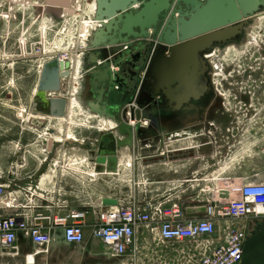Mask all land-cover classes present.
Here are the masks:
<instances>
[{
    "label": "rangeland",
    "instance_id": "374dc122",
    "mask_svg": "<svg viewBox=\"0 0 264 264\" xmlns=\"http://www.w3.org/2000/svg\"><path fill=\"white\" fill-rule=\"evenodd\" d=\"M42 1L0 0V145L8 140L16 141L23 134L30 139H38L40 135L43 139L63 142L98 135L96 120L86 117L82 109L78 110L75 100L68 105L67 117L52 119L38 115L42 120L30 117L34 115L31 111L37 90L38 65L48 57L76 55L92 26L90 10H96L94 3L89 6L84 0L80 3L82 8L74 7L73 13L66 12L70 8H62L65 4ZM56 7L60 8L58 12H55ZM45 11L49 15H45ZM258 16L259 21L255 20L246 29L243 43L217 47L212 52L215 56L210 59L217 106L225 117V125L217 124L209 133V139L215 144L212 156L223 162L225 171L221 178L231 177L240 182L244 177L264 175V12ZM74 83L73 90L78 87L77 79ZM47 119L52 122L48 123ZM72 143L66 154L90 152L89 146ZM56 153L65 152L59 148ZM121 153L129 154L128 147ZM122 178L127 181L126 176ZM208 187L213 186L202 181L201 190ZM86 239L83 249L62 245L54 250L38 248L21 238L15 248L0 256V264H46V261L47 264H132L130 259L104 258L108 252L106 246L92 237L86 236ZM176 251L173 258L163 263L188 264L189 259L183 263L182 253L178 255ZM145 260L143 255L134 264H146Z\"/></svg>",
    "mask_w": 264,
    "mask_h": 264
},
{
    "label": "water",
    "instance_id": "95a60500",
    "mask_svg": "<svg viewBox=\"0 0 264 264\" xmlns=\"http://www.w3.org/2000/svg\"><path fill=\"white\" fill-rule=\"evenodd\" d=\"M70 3L73 10L77 0ZM263 12L264 0H96L95 23L76 73L71 61H47L39 78L33 112L65 117L69 102L76 100L83 111L112 118L116 127L101 133L98 147H90L89 156L96 162V172L118 173L119 153L124 147L130 151L131 140L135 139L136 128L130 124V119H136L135 107L144 109L153 100L152 92L159 94L166 87L184 91V95L206 90V60L201 52L243 35ZM149 45H153L154 53L146 72L140 69L145 76L139 87L143 75L135 69L142 65L138 59L141 51L151 52ZM137 49L140 50L130 55ZM72 77H78V88H70L72 94L68 97L62 81L66 88L71 87L75 82ZM47 92L62 95L49 97ZM123 134L126 138H122ZM101 202L104 206L118 204L113 198H103ZM198 211L205 212V207ZM53 243L49 249L62 246L58 241ZM64 246L70 244L65 242ZM104 258L125 259L109 252Z\"/></svg>",
    "mask_w": 264,
    "mask_h": 264
},
{
    "label": "crops",
    "instance_id": "0c3cea01",
    "mask_svg": "<svg viewBox=\"0 0 264 264\" xmlns=\"http://www.w3.org/2000/svg\"><path fill=\"white\" fill-rule=\"evenodd\" d=\"M79 56L81 57L82 55L79 54ZM75 67L72 70L74 74L76 73ZM62 84L65 93L71 92L70 88H74L75 85L74 83L71 84V87L66 88L64 81H62ZM49 93L47 92V95ZM62 93H57V95H62ZM66 95L68 94L66 93ZM35 100L36 98L34 102ZM72 102L69 103L71 104ZM37 109L39 110L41 107H37ZM77 109L81 110L79 104ZM68 111L67 114H69ZM33 113L35 114V112ZM84 113L86 117L89 116V119L94 118L96 120L98 135L95 137L83 136V141L76 137L77 141H73L80 142L81 145H86L87 147L92 145L98 147L101 133L115 128L116 123L106 115L98 116L92 111H84ZM136 114L141 120H147L148 123H141L135 126V139L131 140L129 154L119 153V173H101L95 177L90 176L91 173L96 172V166L92 162L89 152L86 154H66L67 147L73 144V141L70 142V140H66V144L59 146L65 153H52L50 158L60 159L63 162L73 164L72 168L74 171L71 174L62 175L61 172H55L52 169L49 161H43V164H41V162L39 163L38 160L31 156H26L27 160L23 174H33L32 181L36 184L39 183L38 188L41 191H39V195L41 197L44 195L50 203L54 204V207L51 208L52 211L64 213L70 208L89 210L85 228V235L88 237H92L91 226L98 222L96 209L100 199L113 198L117 201L119 200V202H127V200L131 199L130 196L134 192V197L139 206L147 203H161L164 206H169L171 203L178 202L185 209L187 219H198L205 216L204 212L198 211L199 208L204 207L202 206L204 194L200 188L202 181L212 185L211 189L220 191V197L228 198L230 189L242 183L243 180L245 181V178L248 180L247 177H244L241 180L242 182L231 179V177L221 178L223 171H225L222 166L223 162H218L212 156L215 144L209 139V133L212 132L214 127L212 129L179 130L177 120L161 118L156 122H152L151 119L154 117L151 118L142 108ZM38 115L42 114L38 113L36 116ZM31 116L33 117V115ZM42 116L47 117L45 115ZM47 118L55 119V117ZM38 119L42 120L39 117ZM50 122L52 120H48V123ZM193 131L195 134L190 133ZM202 135L205 138H202ZM122 138H126V134H123ZM16 141L28 146L33 144L34 138H27L26 134H23ZM12 142L8 140L0 145V149H2L0 169L5 173V176L0 179V183L3 184L11 182L12 176L9 175L11 164L22 162L20 154L15 155L12 153L10 148ZM37 156L40 160L45 157L41 154ZM85 159L89 160L85 162ZM129 164L131 165L129 166ZM122 175L126 176L127 181L122 178ZM252 178L264 180V175L258 174L252 176ZM28 181L29 179L26 178L22 185ZM49 202L41 201L39 203L47 206ZM240 223L247 232V239L243 247V259L240 264H264V216L242 220ZM158 229V224H153L152 229L142 228L138 231V261L144 255L146 264H165L163 262L166 259H170V257L173 258L176 255L173 252L177 250L178 255L180 252L182 253L183 263H187L192 254H204L223 243L226 237V224L225 222H220L216 233L212 236L201 238L197 241L185 240L157 244L156 235ZM21 238H23V235L19 239ZM62 239L63 233L58 231L56 233V241L60 242ZM177 244L178 247L174 248ZM127 259L131 260V258Z\"/></svg>",
    "mask_w": 264,
    "mask_h": 264
},
{
    "label": "built area",
    "instance_id": "2783aa9c",
    "mask_svg": "<svg viewBox=\"0 0 264 264\" xmlns=\"http://www.w3.org/2000/svg\"><path fill=\"white\" fill-rule=\"evenodd\" d=\"M84 1L89 6L96 2V0ZM80 3H82L81 0H77L76 8L78 10L82 8ZM94 11L90 10V13L93 15ZM89 20L93 22L92 19ZM82 48L76 51L77 57L78 54H82ZM70 56L62 55L45 59L38 65V78H40L43 65L47 61L54 58L64 62L72 61ZM75 89L77 90V88ZM67 94L69 97L72 93ZM48 96L58 95L55 92H50ZM140 109L135 107L136 113ZM141 123L147 124L148 121L141 120L137 114L136 119H130V124L133 127ZM39 137L34 139L33 144L35 145L24 146L20 141H13L10 146L12 153L21 155L22 162L11 164L9 171V175L12 176L11 182L0 183V256L16 247L21 235L38 248L48 247L56 241L58 231H62L63 240L70 245H80L86 237L85 228L89 210L70 208L64 213H55L51 210L54 204L50 203L44 195L43 197L39 195L41 192L38 188L39 183L36 184L32 181L33 174H23L26 156H31L41 164L43 161H49L52 169L55 172H61L62 175L71 174L74 171L73 164L50 158L52 153L55 154L58 151L60 145L66 144V141L43 139L40 135ZM91 148L97 147L92 145ZM38 154L45 156L43 160L38 159ZM88 160L85 159V162ZM92 162L96 166V162ZM98 174L101 173L93 172L90 176L95 177ZM4 176L5 173L0 169V179ZM26 178L29 181L22 185ZM201 192L204 194L202 206L205 207V216L198 219H187L185 209L178 202L171 203L169 206H164L161 203H147L139 206L134 192L130 196V200L127 202L118 200L117 205L104 206L100 199L97 204L98 222L91 226V236L102 242L111 256L131 258L132 264H134L137 262L139 254L137 233L142 228L152 229L153 224H158L156 239L159 244H166L185 240L197 241L212 236L216 233L218 224L225 222L226 237L224 242L204 254H192L188 263L240 264L243 259L244 243L247 239V232L240 221L264 216V180H245L229 190L228 198L220 197L221 192L211 188L202 189ZM41 201L49 203L47 206H43L39 203Z\"/></svg>",
    "mask_w": 264,
    "mask_h": 264
},
{
    "label": "flooded vegetation",
    "instance_id": "af4514ba",
    "mask_svg": "<svg viewBox=\"0 0 264 264\" xmlns=\"http://www.w3.org/2000/svg\"><path fill=\"white\" fill-rule=\"evenodd\" d=\"M246 31L247 30H245V33L243 35L240 36L238 35L231 40L219 43L213 46L211 49H206L203 52H201L202 57L206 60V64L204 66L206 87H207L206 90L196 93L192 92L193 94H187V95H184V91H180V90L176 91V88H171L172 89L171 91L166 87L164 90H161L159 94H155V92L153 91L152 92L153 100H151L149 104L143 107L151 118L154 117L153 119H151L152 122H156L158 119L161 118L173 119L174 121L177 120L178 122L177 126L179 130L181 129L194 130V129H203V128L212 129L217 124L225 125L224 124L225 117L223 116L224 112H222V110L217 106L218 98L215 92V88L213 84L214 82L212 80L213 64L211 63L209 55L217 47L224 48L229 44H235V43L240 45L246 39ZM149 47L148 49H150L151 52H148V50L146 53L144 51H141V55L140 57H138L142 65L135 70H138V73L140 71L141 75H143L140 77L141 79L139 80L138 83L139 87L143 84L144 82L143 79L145 76V74L143 73L144 71L141 72V70L145 69L146 72L147 68L149 67L152 55L154 53L153 45H149ZM138 50L140 49L132 51L130 55L133 56L138 52ZM38 82H37V88H38ZM138 94H139V88L136 90L134 94L136 95L134 97L135 99L137 98ZM133 106H136L135 101L133 102ZM59 243L61 245H65V241L63 239ZM52 244L54 243L52 242ZM86 244H87V239L85 237V240L82 244L75 246H77L78 249H83V247Z\"/></svg>",
    "mask_w": 264,
    "mask_h": 264
},
{
    "label": "bare ground",
    "instance_id": "6f19581e",
    "mask_svg": "<svg viewBox=\"0 0 264 264\" xmlns=\"http://www.w3.org/2000/svg\"><path fill=\"white\" fill-rule=\"evenodd\" d=\"M25 1L28 2V1H35V0H25ZM36 1H37V2H43L42 0H36ZM44 1H49V0H44ZM53 1H54L56 4H59V5H60V4H62V5L65 4L62 8H64V9L66 10V9H68V8L70 7V6L67 7L68 4H71V3H69V2H70V1L72 2L73 0H67L66 3H65L66 0H53ZM43 4H44V3H43ZM57 6H58V5H57ZM93 6L96 7V2L94 3ZM47 7H48V6H47ZM66 7H67V8H66ZM49 8H51V7H49ZM55 9H56V10H59L60 8L56 7ZM93 9H94V8H93ZM48 10H49V9H48ZM70 10L72 11V9H70ZM52 11H54V10H52ZM45 12H46V11H45ZM55 12H56V11H55ZM66 12H67V13H70L69 9H68V11L66 10ZM45 15H49L48 12H46ZM91 19H92V21H93V22H91V23L94 24L95 21L93 20V18H91ZM259 19H260V17L257 16L256 21H259ZM93 24H92V25H93ZM82 33H83V32H82ZM89 35H90V29H89V31H88L86 37H84L85 43H84V48H83L82 50H85L86 40H87V38H88ZM82 52H83V51H81V53H82ZM208 53H209V52H208ZM78 56H79V55H78ZM209 56H210V59H211V58H213L215 55H213V54L211 53ZM70 58L72 59L71 62L73 63V65H76V67H77L78 57H77L76 55H71ZM74 67H75V66H74ZM74 67H73V68H74ZM76 67H75V68H76ZM73 78H74V77H73ZM77 78H78V77H77ZM74 81H75V79H74ZM76 88H77V87H76ZM33 117L38 118V116H36L35 114L33 115ZM47 117H51V116H47ZM61 118H62V117H61ZM44 121H45V120H44ZM46 122H47V121H46ZM112 126H113V125H112ZM49 141H51V140H49ZM126 143H129L128 140H126Z\"/></svg>",
    "mask_w": 264,
    "mask_h": 264
}]
</instances>
